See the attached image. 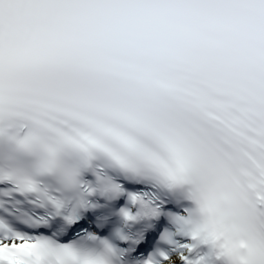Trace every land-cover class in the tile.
<instances>
[{
	"label": "snow or ice",
	"instance_id": "6c2138e0",
	"mask_svg": "<svg viewBox=\"0 0 264 264\" xmlns=\"http://www.w3.org/2000/svg\"><path fill=\"white\" fill-rule=\"evenodd\" d=\"M0 264H264V0H0Z\"/></svg>",
	"mask_w": 264,
	"mask_h": 264
}]
</instances>
